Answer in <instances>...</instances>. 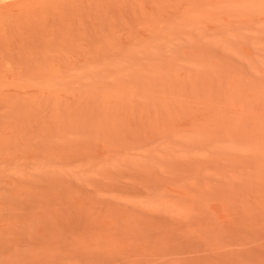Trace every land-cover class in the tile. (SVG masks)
I'll use <instances>...</instances> for the list:
<instances>
[{"label":"rangeland","instance_id":"374dc122","mask_svg":"<svg viewBox=\"0 0 264 264\" xmlns=\"http://www.w3.org/2000/svg\"><path fill=\"white\" fill-rule=\"evenodd\" d=\"M0 264H264V0H0Z\"/></svg>","mask_w":264,"mask_h":264}]
</instances>
